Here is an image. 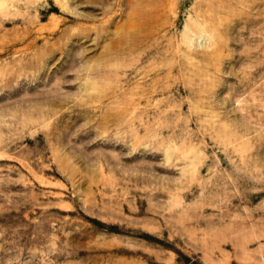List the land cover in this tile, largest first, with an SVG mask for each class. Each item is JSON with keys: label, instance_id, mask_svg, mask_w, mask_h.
Listing matches in <instances>:
<instances>
[{"label": "rangeland", "instance_id": "1", "mask_svg": "<svg viewBox=\"0 0 264 264\" xmlns=\"http://www.w3.org/2000/svg\"><path fill=\"white\" fill-rule=\"evenodd\" d=\"M0 264H264V0H0Z\"/></svg>", "mask_w": 264, "mask_h": 264}]
</instances>
